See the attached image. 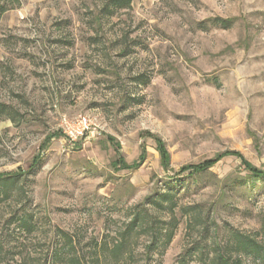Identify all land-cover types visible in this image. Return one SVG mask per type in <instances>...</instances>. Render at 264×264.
<instances>
[{
  "label": "rangeland",
  "instance_id": "1",
  "mask_svg": "<svg viewBox=\"0 0 264 264\" xmlns=\"http://www.w3.org/2000/svg\"><path fill=\"white\" fill-rule=\"evenodd\" d=\"M108 1L22 0L0 21L14 117H0V176H20L0 203V264H95L143 208L177 222L163 256L148 261L139 233L132 257L99 264H201L187 251L263 241L264 0H131L111 15ZM79 116L94 135L69 143ZM165 191L173 216L145 204Z\"/></svg>",
  "mask_w": 264,
  "mask_h": 264
},
{
  "label": "trees",
  "instance_id": "2",
  "mask_svg": "<svg viewBox=\"0 0 264 264\" xmlns=\"http://www.w3.org/2000/svg\"><path fill=\"white\" fill-rule=\"evenodd\" d=\"M22 4V0H0V21L10 11L19 9ZM131 0H109L103 11L108 15L113 14L118 10L130 8ZM212 26L220 29H229L230 24L227 21L213 19L211 20ZM216 87H219L216 79L212 80ZM0 117L8 118L14 122L11 108L0 103ZM162 161L165 162L163 152H160ZM114 163H120L119 158ZM19 175L0 176V203L7 199L10 191L16 188L19 183ZM145 204L156 207L158 209L167 210L170 216L174 215V209L176 204L173 200V195L170 191L158 193L155 197L146 199ZM22 227H27L28 223L25 217L18 218L16 220ZM177 228V222L174 218H170L168 222H163L159 217L150 214L146 209L136 210L133 214V218L125 229V232L121 235L120 239L116 241L111 247H100L99 255L95 253V264H99L100 261H107V259L114 258L115 260L121 257H132L133 254L127 253L128 241L133 236L146 235L148 242L145 246V257L148 261L153 259L156 254L158 257L163 256L165 250L171 243L175 230ZM264 235V232H263ZM190 259H197L201 264H243V258L252 257L253 261L258 264H264V240L258 241L257 237L247 236L243 234H236L233 236V243L224 253L222 250H214L212 257L209 258V254L203 250L197 251L191 249L187 251ZM192 261V260H190ZM70 264H82L79 258L76 256L69 259ZM185 257L179 259V264H189Z\"/></svg>",
  "mask_w": 264,
  "mask_h": 264
},
{
  "label": "built area",
  "instance_id": "3",
  "mask_svg": "<svg viewBox=\"0 0 264 264\" xmlns=\"http://www.w3.org/2000/svg\"><path fill=\"white\" fill-rule=\"evenodd\" d=\"M62 134L69 143L85 138L87 135H94L90 120L85 116H79L71 122H65L62 127Z\"/></svg>",
  "mask_w": 264,
  "mask_h": 264
}]
</instances>
